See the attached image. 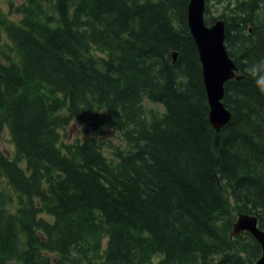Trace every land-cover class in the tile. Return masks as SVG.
<instances>
[{
  "label": "trees",
  "instance_id": "16d2710c",
  "mask_svg": "<svg viewBox=\"0 0 264 264\" xmlns=\"http://www.w3.org/2000/svg\"><path fill=\"white\" fill-rule=\"evenodd\" d=\"M189 2H0V142L15 146L0 148V264H257L261 246L232 234L240 212L264 229V0L207 5L245 76L220 131Z\"/></svg>",
  "mask_w": 264,
  "mask_h": 264
},
{
  "label": "water",
  "instance_id": "95a60500",
  "mask_svg": "<svg viewBox=\"0 0 264 264\" xmlns=\"http://www.w3.org/2000/svg\"><path fill=\"white\" fill-rule=\"evenodd\" d=\"M207 0H190L188 6V25L195 40L209 104V121L216 131H220L233 118L226 106V82L232 79L241 80L245 76L238 74L239 67L229 55L225 45L226 24L222 18L212 25L205 22ZM178 52H173L176 62ZM247 231L260 244L262 254L257 264H264V230L258 225L255 214L241 212L233 225V234Z\"/></svg>",
  "mask_w": 264,
  "mask_h": 264
},
{
  "label": "rangeland",
  "instance_id": "374dc122",
  "mask_svg": "<svg viewBox=\"0 0 264 264\" xmlns=\"http://www.w3.org/2000/svg\"><path fill=\"white\" fill-rule=\"evenodd\" d=\"M21 1H23V0H0L2 7H3V10L6 13H9V11H10V2L21 3ZM211 2H216V0H210V3ZM220 10H221V4L216 3L215 7L211 9V13L214 16H218ZM13 18L18 20L19 16L14 15ZM96 54H102V53L97 51ZM147 101L148 100L144 101L147 104V106L153 107L155 109H159L161 111L164 109L162 104L150 103ZM81 129H82V126L78 122H75V123L69 125L67 129L63 130V138L69 142L74 141L76 138H83V134H82ZM99 139L102 140L103 142L104 141H107L109 143L113 142L116 145H125L126 146V142L120 137V134L115 133L111 130H109L105 134L101 135L99 137ZM0 148L8 157H10V158L15 157V146L11 140L10 132L7 129H5L2 133ZM106 150L109 151V149L107 147H106ZM23 166H25V164ZM7 186H8V184L6 183L5 179L0 177V189H8Z\"/></svg>",
  "mask_w": 264,
  "mask_h": 264
},
{
  "label": "clouds",
  "instance_id": "9594fccd",
  "mask_svg": "<svg viewBox=\"0 0 264 264\" xmlns=\"http://www.w3.org/2000/svg\"><path fill=\"white\" fill-rule=\"evenodd\" d=\"M261 90L264 91V83H262Z\"/></svg>",
  "mask_w": 264,
  "mask_h": 264
},
{
  "label": "bare ground",
  "instance_id": "6f19581e",
  "mask_svg": "<svg viewBox=\"0 0 264 264\" xmlns=\"http://www.w3.org/2000/svg\"><path fill=\"white\" fill-rule=\"evenodd\" d=\"M233 114V113H232ZM257 216V215H256ZM258 217V216H257ZM258 221H259V219H258ZM260 257H261V255H260ZM260 257L257 259V261L260 259ZM257 261H256V263H257Z\"/></svg>",
  "mask_w": 264,
  "mask_h": 264
},
{
  "label": "flooded vegetation",
  "instance_id": "af4514ba",
  "mask_svg": "<svg viewBox=\"0 0 264 264\" xmlns=\"http://www.w3.org/2000/svg\"><path fill=\"white\" fill-rule=\"evenodd\" d=\"M258 243V242H257ZM259 244V243H258ZM260 245V244H259ZM262 253V252H261Z\"/></svg>",
  "mask_w": 264,
  "mask_h": 264
}]
</instances>
